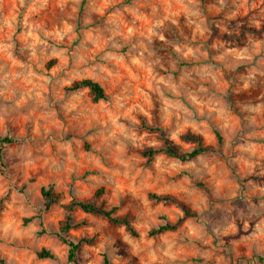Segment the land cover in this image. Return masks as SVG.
Wrapping results in <instances>:
<instances>
[{"label": "clouds", "instance_id": "1", "mask_svg": "<svg viewBox=\"0 0 264 264\" xmlns=\"http://www.w3.org/2000/svg\"><path fill=\"white\" fill-rule=\"evenodd\" d=\"M0 264H264V0H0Z\"/></svg>", "mask_w": 264, "mask_h": 264}, {"label": "rangeland", "instance_id": "2", "mask_svg": "<svg viewBox=\"0 0 264 264\" xmlns=\"http://www.w3.org/2000/svg\"><path fill=\"white\" fill-rule=\"evenodd\" d=\"M58 16H59V9L57 7H55V5L53 4V6L50 7L46 13L42 14L43 22L46 25L51 26L52 24H54L57 21ZM181 27H183V26L181 25ZM185 34L186 35L188 34L187 31L185 32ZM55 63H56V61H51L50 66L52 64H55ZM123 71L125 72V75L128 74L127 69H124ZM135 72H136V69L133 68L132 74H135ZM141 86L142 85H138V87H141Z\"/></svg>", "mask_w": 264, "mask_h": 264}, {"label": "trees", "instance_id": "3", "mask_svg": "<svg viewBox=\"0 0 264 264\" xmlns=\"http://www.w3.org/2000/svg\"><path fill=\"white\" fill-rule=\"evenodd\" d=\"M91 86L93 87V89L96 91V93L98 95H102L103 94L97 86H95V85H91ZM44 255H47V253H45Z\"/></svg>", "mask_w": 264, "mask_h": 264}]
</instances>
